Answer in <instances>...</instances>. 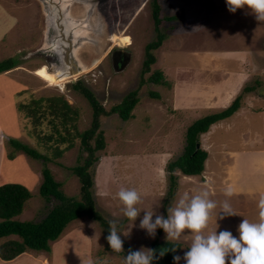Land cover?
Returning a JSON list of instances; mask_svg holds the SVG:
<instances>
[{"label":"rangeland","instance_id":"374dc122","mask_svg":"<svg viewBox=\"0 0 264 264\" xmlns=\"http://www.w3.org/2000/svg\"><path fill=\"white\" fill-rule=\"evenodd\" d=\"M24 1L33 4V15L29 10L22 9L26 16L18 20V31H13L15 36L11 38V35L6 34L0 42V60L6 57L17 59L40 40L43 24L40 3L38 0ZM93 1L96 4V13L105 26L103 41L96 46L88 45L79 55L88 66L100 56L96 63L76 75L74 81L81 80L106 109L120 102L128 91L137 87L139 101L132 109L133 114L129 119L123 120L116 112L100 115L99 128L103 132L105 145L95 151L99 158L91 165V192L95 208L108 220L118 221L121 239L133 250L147 251L153 239L147 236L146 230L139 227L145 210L154 213L153 219L156 215L166 218L168 207L174 206L185 193L197 194L208 186L201 173L190 176L175 168L174 194L169 198L166 195L169 184L166 165L183 152L187 125L195 118L214 111L203 107L208 104L204 96L210 83L203 82L199 77V65L206 63L209 78L216 81L218 74L215 68L231 63L228 57L225 58L231 47L250 51L249 55L253 60L257 58V66L249 72L238 92L245 84L251 85L252 89L244 93L242 100L249 98L252 111H264V22H258L254 14L245 7L227 14L232 20L237 18V22L243 23V28L229 27L227 20L221 18L223 15H218L228 11L226 0H158L161 18L158 26L166 36L161 45L153 50L156 59L151 64V70L145 72L143 77L146 78L153 69H160L168 84L145 80L139 86L144 45L156 36L152 0ZM11 7L15 12L20 11L19 7ZM248 23L256 31L245 36L243 30ZM116 44L130 52V60L124 68L113 70L110 51ZM48 69L42 55H32L20 57L15 66L0 72L16 79L19 84L13 90L15 120L19 128L14 135L1 130L4 146V135L12 136L50 158L44 160L42 157H31L22 150L17 151L23 152L30 164L40 172L31 198L24 202L25 211L24 215L19 216L20 220H39L59 202L53 196L46 199L38 191L43 165L50 169L53 178L60 183L59 187L66 195L76 198L80 196L81 182L70 168L82 161L79 158V138H76L72 147L56 152L51 146L53 141L45 145L41 137L31 133L34 125L32 118L17 108L19 99L62 94L77 109V129L83 130L90 126L92 107L86 97L70 85V82H74L72 79L57 81ZM4 83L5 81L2 82ZM150 90H157L160 98L149 96ZM17 93L20 94L16 95ZM256 112L246 110L227 116V125L223 123L215 127L210 134L211 140H225L228 147H236L243 144L242 139L248 142L255 136L256 145L264 146V115ZM2 122L8 126L4 116ZM42 126V130L52 129L45 120ZM253 132L257 134H252ZM210 137L200 133L199 146L203 147L202 143ZM90 141L93 143V138ZM6 144L5 151L11 147L9 143ZM212 154L214 155L213 150ZM210 164V167H216L215 161ZM122 188L135 189L141 196V202L137 205L140 215L135 221H129L121 212L123 205L118 193ZM209 198L217 201V205L223 203L222 200H227L230 204L234 202L233 196L210 195ZM257 213L256 209L254 215ZM216 221L217 219L213 222ZM212 230L217 231L216 227ZM165 235L162 229L155 238L165 239ZM106 237L104 228L96 220L82 215L71 220L62 234L56 240L50 241L51 251L28 249V253H23V257L12 264H29L30 259L34 261L30 264H124L125 248L120 253L113 252ZM178 241L181 246L177 255L182 258L180 264H184L183 256L190 247L191 237L184 235Z\"/></svg>","mask_w":264,"mask_h":264},{"label":"trees","instance_id":"16d2710c","mask_svg":"<svg viewBox=\"0 0 264 264\" xmlns=\"http://www.w3.org/2000/svg\"><path fill=\"white\" fill-rule=\"evenodd\" d=\"M159 9V1L152 0V16L155 21L156 36L144 45L139 86L145 80L158 84H168L160 69H153L146 78L143 77L145 72L151 70V64L156 59L153 50L161 45L166 36L158 26L161 20ZM18 62L19 58L6 57L1 59L0 72L12 68ZM70 85L81 92L92 107L90 126L83 130H78L76 127L77 109L69 104L62 94L30 96L28 100L19 99L17 108L32 118L34 125L31 133L41 137L45 145L53 141L51 146L56 152L72 147L76 138H79L81 149L79 158L82 161L70 168L78 175L81 182L80 196L76 198L66 195L60 189V183L53 178L50 169L43 165L41 168L42 181L38 191L46 199L53 196L59 202L53 205L39 220H20L14 216L22 211L24 202L31 196V191L19 182L6 181L0 183V258L2 259H12L28 249L51 251L50 241L56 240L71 220L82 215L96 220L104 228L106 236L109 234L108 219L95 208L91 192L93 184V167L91 165L99 158L95 151L102 149L105 145L103 132L99 128V117L102 114L108 115L113 112L118 113L123 120L132 117V109L139 101V87L128 91L120 102L106 109L97 100L92 90L85 86L81 80L77 79L70 82ZM251 89V85L245 84L229 105L221 110L201 115L187 125L183 152L168 161L166 165V170L169 173L167 198L173 196L176 187V175L173 173L175 168L190 176L202 173L208 152L203 147L196 146L199 143V134L207 131L212 123L231 115L241 105L244 93ZM148 94L151 97L160 98V93L157 90H150ZM44 120L52 126L51 130H42ZM4 138H6L5 146L7 147L6 142L11 146L6 149L8 158H14L17 151L22 150L31 157L50 159L49 156L41 153L35 147L15 137L4 135ZM92 138L93 143L90 141ZM83 152L86 154L84 155ZM161 230L158 228L157 233ZM10 234H15L18 238L9 237ZM173 246L176 247L175 252L168 251L163 257L160 256V250L171 249ZM180 246L179 241L169 244L166 239H153L150 243V249L155 250L156 258L153 260V264H174L173 257L177 255ZM124 248L126 255L128 250L132 249L126 242H124Z\"/></svg>","mask_w":264,"mask_h":264},{"label":"crops","instance_id":"0c3cea01","mask_svg":"<svg viewBox=\"0 0 264 264\" xmlns=\"http://www.w3.org/2000/svg\"><path fill=\"white\" fill-rule=\"evenodd\" d=\"M11 6L19 7L20 11L15 12ZM32 7L33 4L31 2H25L24 0H0V42L6 34L11 35V38L15 36L13 31L16 33L18 31V20L20 17L26 16L22 9L29 10L31 15H33ZM230 13L229 11H223V14L221 13L218 15H223L221 18L225 21L227 20L226 24L230 25L229 27L238 29L243 28V23L237 22V18L232 20V17L227 16V14ZM243 31L246 34L245 36H247L255 32L256 28H254L251 23H248L245 24ZM231 48L232 49H230L228 55L225 57H228L227 59L231 60V63L221 66V68H215L217 70L216 74H218V79L216 81L209 78L207 73L209 68H207L206 63L203 62L199 65V69L201 70L199 77H201L203 82L210 83L206 89L208 92H206L204 96L208 104L203 107L208 110H214L211 112L218 111L231 102L241 85L247 80L250 74L249 72L256 69L257 66V62H255L257 58L253 60L250 56V51L238 50L239 47ZM248 55L249 59L247 57ZM232 61L235 63H232ZM3 81H5L4 84H2ZM0 83V183L6 181L19 182L32 192V189L36 187L35 185L40 175L39 170H36L30 164L28 157L21 151L18 152L14 158H8L6 156L3 136L1 135V130H4L10 135H14V133L18 131V122L16 123L15 120L16 111L13 105V90H15V87L19 84L16 79L4 73H0ZM246 110L256 112L252 111L249 107V98L242 100L241 105L232 114L241 113ZM256 113L264 115V111L262 110ZM2 116L5 117V122L8 126L2 122ZM225 118L212 123L210 128L203 132L202 135L206 134V136L210 137L215 127L223 123L227 125ZM252 134L257 133L253 132ZM242 141L243 144H239L236 147H228L225 140H211V137L207 138L205 143H202L203 147L208 152L204 161V169L201 173L205 176V181L208 184L205 189L209 191L210 195L225 196V189L230 187L233 190L232 196L234 202L229 204L232 210L238 214L236 216H228L224 219H220V214L223 211L222 205L224 203V200L220 199L223 203L218 204L215 209L211 210L208 227L205 230L206 234L211 233L213 231L212 229L216 227L217 232L228 230L231 231L234 236H238L239 233L237 228L243 219H248L250 222H258V202L260 196L264 195V146L256 145L255 136H252L248 142H245L246 139H242ZM212 150L214 155L212 154ZM212 161H215L216 167H210V162ZM256 209L258 213L255 216L254 213ZM24 211L25 204L22 211L16 214L14 218L19 219V216L21 217L24 215ZM215 219H217V221L214 223L213 221ZM9 237L16 238L17 235L10 234ZM24 253L28 252L25 251ZM23 255L24 254L20 253L12 259L0 258V263L12 264L16 262L18 258L23 257ZM32 260L33 259H30L29 264L34 263Z\"/></svg>","mask_w":264,"mask_h":264},{"label":"clouds","instance_id":"9594fccd","mask_svg":"<svg viewBox=\"0 0 264 264\" xmlns=\"http://www.w3.org/2000/svg\"><path fill=\"white\" fill-rule=\"evenodd\" d=\"M228 11L235 13L238 9L247 7L258 22H264V0H226ZM226 197L233 195L229 187L224 191ZM208 190H202L197 194L185 195L174 205L167 209V217L156 215L145 210L139 227L146 230L147 236L155 239L157 229H163L165 239L170 244L178 241L182 236L191 237L188 251L184 253V264H264V195L258 202V222H250L243 219L239 224L238 236L231 231H212L206 234L211 210L217 207V203L210 199ZM118 198L123 205L122 214L129 220L135 221L140 215L137 205L141 202V196L135 189H121ZM223 211L220 219L238 215L232 210L227 200L222 205ZM109 234L106 239L111 250L120 253L124 250V241L121 239L118 221L107 220ZM168 251H176V247L160 250L163 257ZM155 250L148 249L128 250L124 258V264H153ZM181 256L173 257L175 264H180Z\"/></svg>","mask_w":264,"mask_h":264},{"label":"water","instance_id":"95a60500","mask_svg":"<svg viewBox=\"0 0 264 264\" xmlns=\"http://www.w3.org/2000/svg\"><path fill=\"white\" fill-rule=\"evenodd\" d=\"M38 1L43 22L40 40L20 57L42 55L51 72H56L59 78H71L74 81V75H79L96 63L100 56L88 66L79 55L88 45L96 46L103 41L105 26L96 13V4L93 0ZM129 60L130 52H127L124 64Z\"/></svg>","mask_w":264,"mask_h":264},{"label":"flooded vegetation","instance_id":"af4514ba","mask_svg":"<svg viewBox=\"0 0 264 264\" xmlns=\"http://www.w3.org/2000/svg\"><path fill=\"white\" fill-rule=\"evenodd\" d=\"M127 55V49L123 48V46H117V44L110 51V61L113 70L122 69L126 66L127 63L124 64L125 56Z\"/></svg>","mask_w":264,"mask_h":264},{"label":"bare ground","instance_id":"6f19581e","mask_svg":"<svg viewBox=\"0 0 264 264\" xmlns=\"http://www.w3.org/2000/svg\"><path fill=\"white\" fill-rule=\"evenodd\" d=\"M111 40V39H110ZM86 70V69H85ZM49 73L57 80V81H61V82H64V81H67L68 79H71V78H59L58 75L56 74V72H51L49 69H48ZM76 75H74L73 77H75Z\"/></svg>","mask_w":264,"mask_h":264}]
</instances>
